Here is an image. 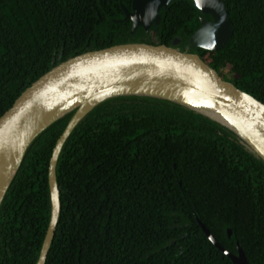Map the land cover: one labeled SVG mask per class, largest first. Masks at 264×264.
Here are the masks:
<instances>
[{
    "label": "trees",
    "instance_id": "obj_1",
    "mask_svg": "<svg viewBox=\"0 0 264 264\" xmlns=\"http://www.w3.org/2000/svg\"><path fill=\"white\" fill-rule=\"evenodd\" d=\"M219 51L193 49L264 102V0H223ZM134 0H0V119L42 76L76 56L148 43L186 50L201 28L194 0H173L149 29ZM75 111L28 148L0 208V264H38L53 216L50 163ZM61 220L47 264H264V161L233 130L172 101L121 96L93 109L57 167ZM232 229V236H229Z\"/></svg>",
    "mask_w": 264,
    "mask_h": 264
},
{
    "label": "water",
    "instance_id": "obj_2",
    "mask_svg": "<svg viewBox=\"0 0 264 264\" xmlns=\"http://www.w3.org/2000/svg\"><path fill=\"white\" fill-rule=\"evenodd\" d=\"M172 1L134 0L132 10L123 5L126 17L133 22V33L141 26L149 29L154 23L159 24L162 20L161 11L168 8ZM194 2L203 14L210 15L213 20L208 21L202 18L201 28L193 34L185 51L179 49L181 42L179 38L173 42L172 46L148 43L113 46L71 58L33 83L0 119V164L16 142L22 136L27 135L54 105L69 98L75 91L92 81L121 74H129L136 79L148 78L161 83H181L190 87L191 90L212 101L232 125L220 118L211 117L197 109L166 98L144 97L172 101L225 125L244 140L252 151L264 161V102L240 90L234 83L223 80L216 69L209 66L198 53L192 52L193 49L219 51L230 41L233 30L225 2L223 0H194ZM118 85L119 83L112 86V90L117 88ZM92 110L81 117L78 113L79 110H75L73 118L54 149L50 163L53 216L38 264H47L61 220L62 205L57 182V167L60 156L74 130ZM46 129L38 135H32L28 140L20 165L8 185L3 200L18 173L28 148ZM54 186L56 191H54ZM55 192L57 195H55ZM199 223L212 242L227 254L235 264H250L241 245H238V254L226 250L216 240L207 225L201 220H199ZM232 233V229H229L230 237Z\"/></svg>",
    "mask_w": 264,
    "mask_h": 264
},
{
    "label": "bare ground",
    "instance_id": "obj_3",
    "mask_svg": "<svg viewBox=\"0 0 264 264\" xmlns=\"http://www.w3.org/2000/svg\"><path fill=\"white\" fill-rule=\"evenodd\" d=\"M118 83L119 85L117 88L112 90L111 87ZM132 94L166 98L197 109L211 117L220 118L232 125L212 101L202 97L199 93L181 83H161L156 80H149L148 78L136 79L129 74H121L92 81L75 91L69 98L54 105L36 123L31 131L28 132L27 135L22 136L6 154L0 164V204L8 185L20 165L26 146L29 142L28 140L32 135H38L55 121L71 114L75 110H79L78 113L81 117L108 98ZM54 191H56L55 186ZM55 195H57L56 192Z\"/></svg>",
    "mask_w": 264,
    "mask_h": 264
},
{
    "label": "rangeland",
    "instance_id": "obj_4",
    "mask_svg": "<svg viewBox=\"0 0 264 264\" xmlns=\"http://www.w3.org/2000/svg\"><path fill=\"white\" fill-rule=\"evenodd\" d=\"M237 74L232 72L230 68L226 67V68H223L222 70V79L223 80H226L227 79H234L236 78Z\"/></svg>",
    "mask_w": 264,
    "mask_h": 264
},
{
    "label": "flooded vegetation",
    "instance_id": "obj_5",
    "mask_svg": "<svg viewBox=\"0 0 264 264\" xmlns=\"http://www.w3.org/2000/svg\"><path fill=\"white\" fill-rule=\"evenodd\" d=\"M213 20V19H212ZM212 20H208V21H212ZM199 55L201 54V52H197ZM201 56V55H200Z\"/></svg>",
    "mask_w": 264,
    "mask_h": 264
}]
</instances>
